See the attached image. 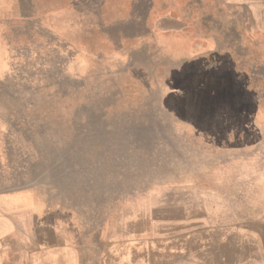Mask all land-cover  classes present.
<instances>
[{
  "label": "rangeland",
  "instance_id": "obj_1",
  "mask_svg": "<svg viewBox=\"0 0 264 264\" xmlns=\"http://www.w3.org/2000/svg\"><path fill=\"white\" fill-rule=\"evenodd\" d=\"M75 1L59 42L17 39L11 63L0 45V189L74 208L93 262L104 244L112 263L212 264L264 209L247 181L264 176V39L209 0L177 37L135 47L131 0Z\"/></svg>",
  "mask_w": 264,
  "mask_h": 264
},
{
  "label": "crops",
  "instance_id": "obj_2",
  "mask_svg": "<svg viewBox=\"0 0 264 264\" xmlns=\"http://www.w3.org/2000/svg\"><path fill=\"white\" fill-rule=\"evenodd\" d=\"M207 1L131 0L133 16L127 23L135 31V38L140 40L135 47H156L160 40L177 37L179 32L185 31L189 19L191 23L195 21L191 19L192 8ZM210 1L228 14L229 30L237 25L245 36L264 39V0ZM104 2L107 4V0H101L100 6ZM75 4L76 1L71 0L66 7L60 8L58 0H51L49 7H44L43 0H0V40H3L0 45L6 48L9 63L12 48L21 45L16 43L17 39L59 42L60 20L65 15L75 16ZM137 10H141L138 17ZM85 12V19L90 18L92 12ZM71 22L74 23V18ZM108 23L109 20L105 23L100 20L94 25L100 31L126 29L123 23L110 28ZM92 29L93 25L89 24L87 30ZM113 37L119 39L118 34ZM9 173L0 179L11 181ZM247 179L250 192L259 190L264 199V176L248 175ZM255 183H259L258 187ZM259 209L257 212L250 207L251 224L242 235L234 237V241L243 237L242 246L237 243L232 246L231 237H227L228 244L222 238L225 242L218 244L212 264H264V209ZM81 217L74 208L54 204L36 189H0V264H123L122 257L113 263L105 261L107 248L104 244L98 246L99 256L93 262V245L100 240L93 242L91 222L86 223Z\"/></svg>",
  "mask_w": 264,
  "mask_h": 264
}]
</instances>
